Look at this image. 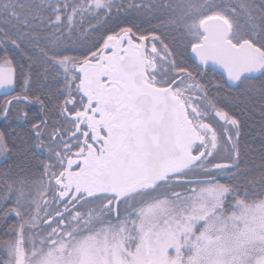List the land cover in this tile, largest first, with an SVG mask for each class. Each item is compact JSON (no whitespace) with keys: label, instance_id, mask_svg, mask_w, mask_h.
Returning <instances> with one entry per match:
<instances>
[{"label":"snow or ice","instance_id":"1","mask_svg":"<svg viewBox=\"0 0 264 264\" xmlns=\"http://www.w3.org/2000/svg\"><path fill=\"white\" fill-rule=\"evenodd\" d=\"M0 89V264H264V0H0Z\"/></svg>","mask_w":264,"mask_h":264},{"label":"trees","instance_id":"2","mask_svg":"<svg viewBox=\"0 0 264 264\" xmlns=\"http://www.w3.org/2000/svg\"><path fill=\"white\" fill-rule=\"evenodd\" d=\"M131 19V18H129ZM133 23L140 24L142 28L148 27L146 23L142 22V19L133 20ZM155 23V22H153ZM123 26V25H122ZM94 35H99L94 34ZM20 59L19 57L17 58ZM209 75L208 80L213 82V85L218 81L219 74L214 73V75ZM23 104L17 105L18 107ZM27 109L30 111L31 115L38 113L40 109H37L31 105H26ZM232 111L240 113V118L244 121V126L242 128V144H248L253 151L250 155L252 157H258L259 149L262 139H264V133H261V115H260V101L258 98L245 99L238 98L236 103L232 105ZM259 159H255V163L259 164Z\"/></svg>","mask_w":264,"mask_h":264},{"label":"flooded vegetation","instance_id":"3","mask_svg":"<svg viewBox=\"0 0 264 264\" xmlns=\"http://www.w3.org/2000/svg\"><path fill=\"white\" fill-rule=\"evenodd\" d=\"M205 71L210 72V75H214V73L219 74V71H220V70H217L216 72H212L210 69H207V68H206ZM13 95H15V93H13ZM6 96H7V95H0V103H3V101L6 99ZM27 105H31V106H33V107H35V108H37V109H40V107H39L38 104H27ZM16 107L19 108V109H22L23 111L28 112L29 115H31L30 111L27 109V107H26L25 104H23V105L20 106V107H18V106H16ZM4 127H5L4 124H0V131H3V130H4ZM10 130H11V129H9V131H10ZM2 163H3L2 160H0V166H2Z\"/></svg>","mask_w":264,"mask_h":264},{"label":"water","instance_id":"4","mask_svg":"<svg viewBox=\"0 0 264 264\" xmlns=\"http://www.w3.org/2000/svg\"><path fill=\"white\" fill-rule=\"evenodd\" d=\"M219 70V69H217ZM0 95H7L4 89H0Z\"/></svg>","mask_w":264,"mask_h":264}]
</instances>
